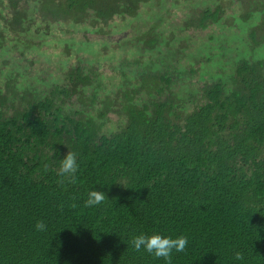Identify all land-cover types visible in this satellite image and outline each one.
Masks as SVG:
<instances>
[{"label":"trees","instance_id":"trees-1","mask_svg":"<svg viewBox=\"0 0 264 264\" xmlns=\"http://www.w3.org/2000/svg\"><path fill=\"white\" fill-rule=\"evenodd\" d=\"M0 264H264V0H0Z\"/></svg>","mask_w":264,"mask_h":264},{"label":"rangeland","instance_id":"rangeland-1","mask_svg":"<svg viewBox=\"0 0 264 264\" xmlns=\"http://www.w3.org/2000/svg\"><path fill=\"white\" fill-rule=\"evenodd\" d=\"M120 36H117V37H115V40H117L118 38H119ZM41 52V51H40ZM41 60H44V62H43V64L45 63V59H41ZM52 67H54V66H52Z\"/></svg>","mask_w":264,"mask_h":264}]
</instances>
